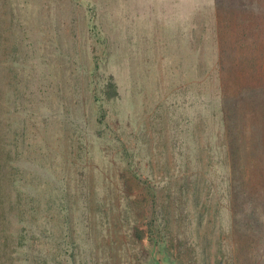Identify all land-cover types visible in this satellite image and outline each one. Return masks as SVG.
<instances>
[{"label": "rangeland", "instance_id": "374dc122", "mask_svg": "<svg viewBox=\"0 0 264 264\" xmlns=\"http://www.w3.org/2000/svg\"><path fill=\"white\" fill-rule=\"evenodd\" d=\"M235 17L262 53L264 0H0V264H264V185L196 162Z\"/></svg>", "mask_w": 264, "mask_h": 264}, {"label": "trees", "instance_id": "16d2710c", "mask_svg": "<svg viewBox=\"0 0 264 264\" xmlns=\"http://www.w3.org/2000/svg\"><path fill=\"white\" fill-rule=\"evenodd\" d=\"M244 23L246 21L242 18L235 17L233 25L238 30L235 31L234 40L225 38L221 42L219 36V44H215V64L205 65L202 74L195 76L202 107V139L200 143L197 141L196 155L207 158V162L201 159L196 162L212 167V171L227 166L232 178L231 189L237 193L245 187L233 181L251 183L249 187L254 189L264 185V51L259 55H249L245 41L252 39V43L257 42V37L253 35L256 27L248 28ZM234 49H237V53H234ZM101 88L107 99L118 95L111 75ZM95 100H98L97 97ZM181 152H188L185 156H190V151ZM125 157L130 168L129 155ZM197 172V169H192L190 173L194 176ZM148 188V195L155 201L154 186L149 184ZM125 196L129 198L128 194ZM136 217L128 236L137 240L147 234L153 238L154 232L159 231L158 227L149 223L146 230H140ZM153 245L157 246L156 240Z\"/></svg>", "mask_w": 264, "mask_h": 264}, {"label": "water", "instance_id": "95a60500", "mask_svg": "<svg viewBox=\"0 0 264 264\" xmlns=\"http://www.w3.org/2000/svg\"><path fill=\"white\" fill-rule=\"evenodd\" d=\"M147 264H177L175 259L171 255L164 253L160 254L155 245L149 250L148 263Z\"/></svg>", "mask_w": 264, "mask_h": 264}]
</instances>
